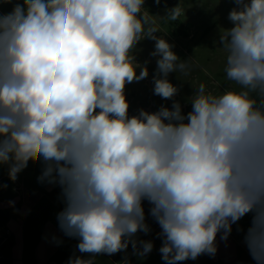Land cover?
I'll use <instances>...</instances> for the list:
<instances>
[{
  "label": "clouds",
  "instance_id": "clouds-1",
  "mask_svg": "<svg viewBox=\"0 0 264 264\" xmlns=\"http://www.w3.org/2000/svg\"><path fill=\"white\" fill-rule=\"evenodd\" d=\"M233 2V26L214 41L231 86L200 83L185 114L169 75L193 65L157 35L145 0H0L13 5L0 12V167L15 182L39 163L38 182L60 187L58 226L82 254L68 264L129 245L150 254L154 242L138 238L151 231L145 201L165 264L214 257L217 235L246 215L244 242L264 264V0ZM165 11L185 14L180 3ZM144 39L155 41L153 94L172 104L130 115L126 86L149 76L135 55Z\"/></svg>",
  "mask_w": 264,
  "mask_h": 264
},
{
  "label": "crops",
  "instance_id": "crops-1",
  "mask_svg": "<svg viewBox=\"0 0 264 264\" xmlns=\"http://www.w3.org/2000/svg\"><path fill=\"white\" fill-rule=\"evenodd\" d=\"M146 2L147 0H145ZM180 4L185 10V14L182 15L183 19L179 20L180 23L195 25L202 22V4L199 0L191 6L182 4V1ZM155 19L157 23L162 24L167 21L165 18L161 20L155 17ZM171 22L169 21V24H172ZM166 36L165 38L171 44L175 42L173 36ZM152 44H155V41L152 40ZM151 58L152 56L148 54L146 57H141L139 62H146ZM219 58L221 62L225 61V58L221 56ZM150 65L147 67L149 73L153 74L156 69V58L154 63L151 61ZM224 66L225 64L220 67L221 74H224ZM126 92H128L127 86ZM128 97L130 115L136 114L140 108L156 111L162 104L168 107H171L172 104L171 100H163L159 96L152 99L150 94L138 90L136 92L130 90ZM148 98L151 100L147 103L146 99ZM41 172L42 165L32 162H29L28 167L18 174V179L15 182L9 180L8 169L6 172H0V183L7 185L6 188L0 190V223L12 230V238L0 249V264H68L69 258L74 252L77 255H82L76 249L78 240L64 236L58 226L57 214L62 210L61 203H63L60 198L61 189L59 186L39 183L38 177ZM149 208L150 205L145 201L146 222L151 231L147 235L138 233V238L152 240L154 242L152 252L141 258L132 254L133 250L129 245L127 252H120L112 256H97L96 264H123V262L126 264H165L159 253L162 241L158 238L157 233L160 229L148 214ZM241 242H244V239ZM216 243L219 249L214 257L201 255L196 260H187L182 264H219L220 255L230 250L237 255V258L231 257L230 262L232 261V263L228 262V264H255L248 249L239 247L235 242L236 247H223L222 242L218 243V235ZM239 248L242 250L241 252ZM83 255L87 258V254ZM240 255L245 256L247 260H241Z\"/></svg>",
  "mask_w": 264,
  "mask_h": 264
},
{
  "label": "rangeland",
  "instance_id": "rangeland-1",
  "mask_svg": "<svg viewBox=\"0 0 264 264\" xmlns=\"http://www.w3.org/2000/svg\"><path fill=\"white\" fill-rule=\"evenodd\" d=\"M191 6L194 2L198 0H161L160 4H156L155 0H147L145 3V8L153 15L157 16L159 19L166 15V8L175 7L178 3ZM202 4V22L200 24H182L179 20H182L181 16L178 20L172 21L169 24V20L166 23H157L160 33L157 35H171L175 39L173 51L181 59H189L193 67L190 75L187 77L182 75H177L173 72L169 75L170 81L180 88V91L175 100L181 102L182 110L186 114L191 110V104L188 102V98L194 92V89L198 87L200 83H204L208 90L215 94L221 93L226 88L230 87L231 84L226 80V75L221 74V66L225 64V61L221 62L219 56L225 58V53L221 48L218 47L214 41L219 39V34L221 29H227L232 27L231 21L228 20V14L230 10L235 7L233 0H199ZM12 4L0 5V12L7 13L11 11ZM182 6V5H181ZM183 7V6H182ZM184 8V7H183ZM165 35V37H167ZM170 43V41H168ZM171 44V43H170ZM151 50V51H150ZM154 50V44H152L151 39H144L138 45L135 52L136 59L139 62L141 57H146ZM150 51V52H149ZM155 57L149 59L148 64L151 61L154 63ZM144 62H142L143 64ZM154 66V64H152ZM151 66V65H150ZM154 70V68H152ZM154 74V73H153ZM153 74L149 73L148 78L140 82H133L127 85L126 95L130 94V90L136 92H144L145 94H150V98H156L157 96L153 94ZM146 99L148 103L151 99ZM129 101V97H128ZM182 102H186L183 104ZM1 171V170H0ZM251 215H246L237 224L232 226V231L227 240H221L218 234V243L224 244L223 247H236V244L243 249H247L245 242H241L244 239L245 232L250 225ZM234 242L236 244H234ZM241 242V243H240ZM239 243V244H238ZM217 249H219L217 247ZM239 251L242 250L239 248ZM220 254V253H218ZM221 260L219 264H228L230 258H237V255L231 250L220 255ZM240 259L246 261L245 256L240 255ZM232 263V261L230 262ZM255 263V262H254Z\"/></svg>",
  "mask_w": 264,
  "mask_h": 264
},
{
  "label": "built area",
  "instance_id": "built-area-1",
  "mask_svg": "<svg viewBox=\"0 0 264 264\" xmlns=\"http://www.w3.org/2000/svg\"><path fill=\"white\" fill-rule=\"evenodd\" d=\"M61 206L63 208V203H61ZM12 238V230L6 226L0 223V249L6 245L10 239Z\"/></svg>",
  "mask_w": 264,
  "mask_h": 264
},
{
  "label": "trees",
  "instance_id": "trees-1",
  "mask_svg": "<svg viewBox=\"0 0 264 264\" xmlns=\"http://www.w3.org/2000/svg\"><path fill=\"white\" fill-rule=\"evenodd\" d=\"M20 2L22 3V0H20ZM7 166H3V167H0V172H6L7 171Z\"/></svg>",
  "mask_w": 264,
  "mask_h": 264
}]
</instances>
